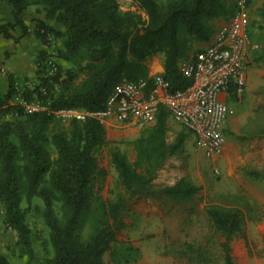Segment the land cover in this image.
<instances>
[{
	"label": "trees",
	"instance_id": "1",
	"mask_svg": "<svg viewBox=\"0 0 264 264\" xmlns=\"http://www.w3.org/2000/svg\"><path fill=\"white\" fill-rule=\"evenodd\" d=\"M4 1L12 18L0 25V33L6 37L12 27L28 33L24 23L27 7L31 3L42 6L44 18L36 19L33 28L45 45L38 54L39 81L23 95L27 100L37 97L48 108L25 112L13 100L12 74L6 89L0 83V117L6 116L0 121L4 221L17 234L25 264H33V236L21 202L23 195L28 201L39 196L52 247L41 264H106V252L114 264H132L139 259L140 248L117 238L125 228L124 214L130 202L163 197L182 200L200 189L189 177L173 184L154 182L166 160L183 149L190 131L182 126L169 142V113L160 106L151 126L142 128L132 140L120 141L132 146L135 158L131 159L116 141L107 138L99 120L72 118L63 124L53 111L103 107L118 83L147 77V61L157 54L163 55L162 74L171 88L189 84L190 78L178 70V61L194 41L209 39L213 19L231 16L235 2L132 0L136 9H123L118 0ZM48 34L52 44H47ZM49 45L56 50L57 71L43 76L41 65ZM253 59L258 60L256 51ZM231 95L238 98L233 92ZM103 151L116 172V190L110 198L99 193L107 174L99 158ZM249 173L260 174L256 170ZM55 203L63 209L62 216L56 212ZM204 210L212 230L205 242L171 240L164 252L186 264H209L217 260L218 253L222 264H234L231 240L249 219H258V206L242 194L228 193L207 203ZM213 238L218 250L214 244L210 246ZM0 264H11L1 251Z\"/></svg>",
	"mask_w": 264,
	"mask_h": 264
},
{
	"label": "rangeland",
	"instance_id": "2",
	"mask_svg": "<svg viewBox=\"0 0 264 264\" xmlns=\"http://www.w3.org/2000/svg\"><path fill=\"white\" fill-rule=\"evenodd\" d=\"M118 2L123 9H136V5L132 0H118ZM227 2L233 3L235 0H227ZM263 6L264 0H249L248 2V32L259 44V47L251 52L247 66V80L248 78L249 80L242 95L234 98L230 93L226 97L229 111L224 129L225 140L220 153L215 159L205 156L201 150L196 149L193 133L188 132L183 149L166 160L154 179L156 184L162 185L173 184L179 178L189 177L200 186L198 192L182 200L169 197L157 199L155 204L161 214L158 218H154V216L150 219L159 222V227L155 226L149 236L144 228L142 230L136 229L139 223L141 224V222L146 220L145 217L147 215L133 214V200L130 202L124 214V221L127 226L118 234V240L135 242L136 246L142 247L139 259L132 264H186L183 259L164 252L166 243L171 240L205 242L206 237L212 232L204 210L206 204L213 202L217 197L228 194L230 191L242 194L249 199V194L241 192L245 190L241 182L249 185L255 195L260 196L261 203L258 208L261 211L264 208V145L261 139L264 135V130L263 132L259 131L264 128ZM34 13L43 14L40 3H31L26 9L25 17H32ZM0 14H4L5 17L9 14L11 15L10 6L4 0H0ZM222 18L224 19L225 17L222 16ZM17 29L19 28H10V34L13 35L12 31H17L18 33L19 30ZM199 46V42L192 44L185 57ZM255 51L258 60L253 59ZM162 63V54L152 56L147 61L148 73L152 74L159 71V65ZM37 74L34 78H19V76L12 75L13 84L24 89L31 88L39 81ZM0 83L3 89L7 88L8 84L6 86L2 80ZM5 118L6 116L3 115L0 117V121ZM59 121L63 124L68 122ZM172 123L171 133L167 136L170 142L173 141L176 132L182 128L180 123L176 121H172ZM257 137L258 142H254V138ZM117 144L120 149L128 153L131 159L135 158V152L131 145L125 142H117ZM246 144H252V147L249 148L248 146V151L252 152V156L248 158V161L242 162L241 157L247 149ZM99 158L101 165L107 170L106 179L103 186L99 189V193L104 198H110L113 196L112 191L116 190V172L108 161L106 151L100 153ZM214 167H217L219 172H214ZM252 170H256L260 174L256 175L247 172ZM21 206L26 212V222L32 231L33 247L36 255L33 264H41L50 255L52 248L49 242V228L43 216V201L39 196H33L28 201L23 195ZM55 209L58 215L62 216L63 209L60 208L59 203H55ZM134 222H136V225L132 226ZM260 224H264L263 218L253 222V224L246 223L242 231L233 236L231 248L234 264H264V228L259 226ZM146 227L150 228V225ZM86 231L87 228L84 233ZM157 234L159 238L155 237ZM214 240L217 239L213 238L210 246L214 244L218 250ZM141 241L152 242V244L145 246ZM0 251L6 255L11 264H25V254L19 249L16 232L4 221V211L1 204ZM216 254L217 260L209 264H222L218 253ZM104 258L106 264H111L110 259H108L109 252L105 253Z\"/></svg>",
	"mask_w": 264,
	"mask_h": 264
},
{
	"label": "built area",
	"instance_id": "3",
	"mask_svg": "<svg viewBox=\"0 0 264 264\" xmlns=\"http://www.w3.org/2000/svg\"><path fill=\"white\" fill-rule=\"evenodd\" d=\"M248 2L235 0V11L228 24L178 61V70L190 78L189 84L171 88L162 71H156L145 78L118 83L103 107L60 108L53 111L55 118L67 122L72 118L84 120L89 117L99 120L104 126L119 123L142 129L155 122L157 110L163 106L172 121L193 133L196 149L215 159L225 140L229 111L225 99L232 92L238 97L242 95L251 52L259 47L248 32ZM45 38L47 44H52L51 35ZM57 63L55 48L47 46L41 65L42 75L54 74ZM24 90L16 85L13 100L21 104L25 112L48 109L37 97L27 100ZM213 170L219 172L217 167Z\"/></svg>",
	"mask_w": 264,
	"mask_h": 264
},
{
	"label": "crops",
	"instance_id": "4",
	"mask_svg": "<svg viewBox=\"0 0 264 264\" xmlns=\"http://www.w3.org/2000/svg\"><path fill=\"white\" fill-rule=\"evenodd\" d=\"M38 18L43 19L44 18L43 14L34 13V15L32 14V17L24 18V23L28 27V33L26 34H23L20 29H17L19 30L18 33L17 31H12L13 35L11 34L9 37H6L3 35V33H0V66H1L0 81L2 80L6 86L8 84L9 74H12L14 76H19V78L21 77L34 78L36 76L38 54L40 50L45 49V45L42 43V41L38 38V36L33 31L35 21ZM229 19H230V16L225 17L224 19L222 17H217L213 19L212 21L213 32H215L219 28L226 26L228 24ZM10 20H12L10 14L7 15L6 17L4 16V14H0V25ZM49 23L54 24V21L50 20ZM197 42H199L200 45L204 44V41H194L193 44ZM7 54H9V56H7ZM159 69H160L159 71H163L162 64L159 65ZM248 80H247V75H246L245 86ZM172 124H173L172 119L169 117L168 118V125H169L168 135L171 133ZM105 129H106L107 138L110 140H114L116 142L132 140L139 135L140 130H141L136 126H132V125L124 126L119 123L114 124V125H105ZM254 139H255L254 142H258L257 140L258 137ZM261 139L264 145V135L262 136ZM167 140H168V137H167ZM246 146H247V149L245 150V152L242 154V157H241L242 162L248 161V158L252 156V152L248 151V146L250 148L252 147V144H246ZM247 172L249 173V171ZM241 184L244 185V189H245L244 191H241V192L243 194L244 193L249 194L250 196L248 195V198H249L248 200L250 202L256 203L257 206L258 205L260 206V203H261V200L259 199L260 196L255 195V192L253 191V189L249 187V185H245L242 182ZM229 193L233 194L235 192L230 191ZM156 201H157L156 198H142L141 200L140 199L133 200V209H132L133 214L135 215L144 214L143 216L147 215L145 217L146 220L141 222V224L139 223L136 229L142 230L144 228L148 236L151 235L153 228H155V226L159 227V222H156L150 219L154 216H155L154 218H158L161 214L160 211L158 210V207L155 204ZM262 218L264 220V208L262 209V211L260 210L258 219L257 218L249 219L246 223L253 224V222H257L258 220ZM135 223L136 222H134L132 226H135L136 225ZM137 224H138V221H137ZM147 225H150V228L146 227ZM126 226L127 225L125 222V227ZM259 226L264 228V224H260ZM155 237L159 238L158 234ZM117 238L119 239L118 236ZM141 242H143L145 246H149V244H152V242L149 243L148 241L147 242L141 241ZM131 243L136 245L135 242H131ZM139 248L141 249L142 247H139ZM110 263L114 264L111 261Z\"/></svg>",
	"mask_w": 264,
	"mask_h": 264
}]
</instances>
